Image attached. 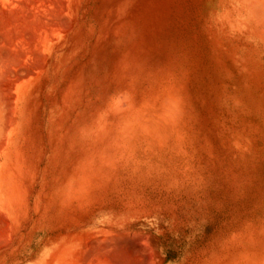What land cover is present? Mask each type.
Returning <instances> with one entry per match:
<instances>
[{"label": "rangeland", "instance_id": "obj_1", "mask_svg": "<svg viewBox=\"0 0 264 264\" xmlns=\"http://www.w3.org/2000/svg\"><path fill=\"white\" fill-rule=\"evenodd\" d=\"M67 3L20 96L3 189L23 228L0 264L39 263L66 217L140 264H264V39L244 0ZM69 190L79 206L55 200Z\"/></svg>", "mask_w": 264, "mask_h": 264}, {"label": "bare ground", "instance_id": "obj_2", "mask_svg": "<svg viewBox=\"0 0 264 264\" xmlns=\"http://www.w3.org/2000/svg\"><path fill=\"white\" fill-rule=\"evenodd\" d=\"M244 5H245V11L248 14L249 20L252 24V26L246 25L247 26L246 28H248V30L246 31L247 34L249 36L253 35V37L255 36L258 39H264V0H244ZM65 6L66 7L68 6L67 0H0V205L2 206V208H0V252L1 249L3 251V248H7V246L10 247V245L13 244L14 242L16 243L17 236L20 235V231L23 228V226L20 225L21 223H20V219L18 218L19 216L17 215L18 213L15 215V210L17 211L18 209H16V207L15 209L13 208L11 204L12 201L10 202L7 199V196L5 195L3 189L6 178L5 172L7 170V165H8L7 164L8 152L15 138V132H16L15 121L17 117L18 105L21 98L20 96L22 95L24 89L27 90L26 87L29 85V83H31L34 80V77L36 75L35 72L36 69L34 70V67L36 64L38 65L40 63L39 60H38L39 62L36 59H34L36 61L33 60L34 56L38 57V55H36L38 53L34 52L35 46L38 45L36 44L37 43L36 39H50V37H52L53 35H54L53 37H55V32L59 33L61 30H63V25L62 27L58 26L57 28L55 24L59 21L58 23L59 25L62 19L64 20L63 18L64 11L66 9ZM64 23H66V21ZM58 30L60 31L57 32ZM66 30L64 29L65 32ZM243 32L244 31H242V33ZM39 47L41 48L40 45ZM36 50L38 52V49ZM42 58L43 57L40 58L41 62H42ZM35 62L36 64L34 65ZM41 66L40 68H42ZM43 67L45 69V66ZM40 68H38V71ZM40 92L42 91L40 90ZM6 109L8 111L7 113L8 117L5 113L7 112ZM75 170L77 171V169ZM79 182L78 184H80ZM80 186L79 188L81 189L82 186L81 187ZM17 190L19 189L17 188ZM81 191L82 190H80L79 193ZM13 192L14 193L16 192L17 194V191H15V189L13 190ZM73 192H75L74 195H72L71 191L69 190V193H71L72 195V196L70 195L71 197L69 199L67 198L69 196L64 195L65 196L64 198H62V196L56 197L55 200L56 201L59 200L58 204L60 206L65 202L67 204L69 201H70L69 204L71 202L72 204L74 202H77L78 204L77 203L76 204L79 206V202L81 201L79 199L81 198V196L80 195H79L80 197L78 196L77 191H73ZM6 194L8 195V193ZM9 195L12 196L11 192ZM88 200L91 201V199ZM69 204L67 207H71L69 206ZM78 206L75 207L74 205V208L78 210L77 208ZM9 212H12L14 214H9ZM67 216H69V214ZM72 218L73 217L65 218V221H68V223L70 222V224H68V227L70 228L63 229L65 231L64 234L58 233V236L51 238V241L48 243L51 247L47 248L42 253L43 259L36 264H140V262L139 263L137 262V259L135 258L134 254H130V252H128L130 251L129 248L127 246L122 247L121 245L122 243L120 244L119 242H117V240H115L116 238L109 237L106 239L103 237H97L95 235H90V234L87 235L80 231L81 229L80 224L78 227V225H75L76 223H72L73 220ZM59 221L61 222V220ZM71 227L75 228L76 230L71 231L70 230ZM140 249L138 251H142ZM152 253L150 255H152ZM154 256H156L155 253ZM158 261L161 263L160 260ZM151 262L153 263V261Z\"/></svg>", "mask_w": 264, "mask_h": 264}]
</instances>
